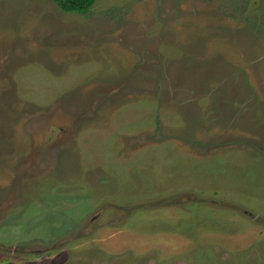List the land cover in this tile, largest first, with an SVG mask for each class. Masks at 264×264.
<instances>
[{
  "label": "rangeland",
  "instance_id": "obj_1",
  "mask_svg": "<svg viewBox=\"0 0 264 264\" xmlns=\"http://www.w3.org/2000/svg\"><path fill=\"white\" fill-rule=\"evenodd\" d=\"M0 264H264V0H0Z\"/></svg>",
  "mask_w": 264,
  "mask_h": 264
},
{
  "label": "trees",
  "instance_id": "obj_2",
  "mask_svg": "<svg viewBox=\"0 0 264 264\" xmlns=\"http://www.w3.org/2000/svg\"><path fill=\"white\" fill-rule=\"evenodd\" d=\"M64 13L88 14L97 0H53Z\"/></svg>",
  "mask_w": 264,
  "mask_h": 264
}]
</instances>
